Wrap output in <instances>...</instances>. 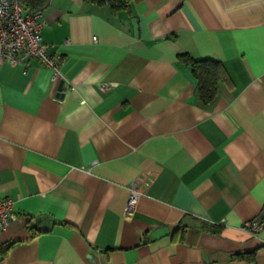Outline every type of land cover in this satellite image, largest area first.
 Instances as JSON below:
<instances>
[{
  "label": "crops",
  "instance_id": "crops-1",
  "mask_svg": "<svg viewBox=\"0 0 264 264\" xmlns=\"http://www.w3.org/2000/svg\"><path fill=\"white\" fill-rule=\"evenodd\" d=\"M40 11L56 77L0 63V264H264V0ZM180 53L220 61L212 100Z\"/></svg>",
  "mask_w": 264,
  "mask_h": 264
},
{
  "label": "built area",
  "instance_id": "built-area-1",
  "mask_svg": "<svg viewBox=\"0 0 264 264\" xmlns=\"http://www.w3.org/2000/svg\"><path fill=\"white\" fill-rule=\"evenodd\" d=\"M40 12V10L26 12L19 0H0V63L4 60L15 63L37 58L51 69L52 79H54L59 71L61 60L50 45L42 39ZM92 38L95 40L96 36ZM106 84H100V88L105 89ZM134 184V182L130 184L127 209L133 207L137 197ZM15 217L13 199L0 194V230L5 229ZM262 225L264 220L259 218L244 222V226L249 230H258Z\"/></svg>",
  "mask_w": 264,
  "mask_h": 264
},
{
  "label": "trees",
  "instance_id": "trees-1",
  "mask_svg": "<svg viewBox=\"0 0 264 264\" xmlns=\"http://www.w3.org/2000/svg\"><path fill=\"white\" fill-rule=\"evenodd\" d=\"M25 9L36 11L43 9L49 0H19ZM130 0H108L115 9L125 7ZM178 58L186 63L197 79V90L199 98L206 102L212 100L218 92V84L224 78V70L220 61L212 59H193L187 53H180ZM264 217V216H262ZM32 235L37 234L39 229L33 225L28 226ZM11 243L5 245L7 249Z\"/></svg>",
  "mask_w": 264,
  "mask_h": 264
}]
</instances>
